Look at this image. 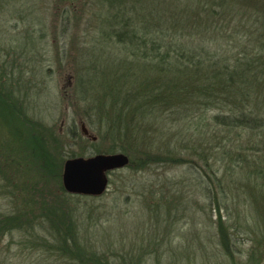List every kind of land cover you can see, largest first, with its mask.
Returning <instances> with one entry per match:
<instances>
[{"label":"trees","instance_id":"obj_1","mask_svg":"<svg viewBox=\"0 0 264 264\" xmlns=\"http://www.w3.org/2000/svg\"><path fill=\"white\" fill-rule=\"evenodd\" d=\"M102 2L113 10L111 21L103 19L99 39L78 48L75 61L74 102L77 113L82 109L83 124L108 141L104 154L129 158L120 173L156 165L201 169L212 194L207 216L216 213L223 256L234 262L242 253L233 236L243 231L252 243L244 264H260L264 0H119L116 6ZM2 77L0 199L9 205L0 211V243L17 233L20 251H41L46 261L59 264H150L147 257L152 255L160 264L163 256L172 258L164 249L165 239L171 242L165 232L170 229L162 222L146 254L133 249L111 256L86 246L74 209L58 202V192L61 197L81 196L67 194L60 183L64 159L56 162L53 157L56 139L47 128L37 130ZM228 178L253 207L257 228L246 227L248 217L239 211L230 217L225 201L218 198ZM187 255L189 264H197L196 253Z\"/></svg>","mask_w":264,"mask_h":264},{"label":"rangeland","instance_id":"obj_2","mask_svg":"<svg viewBox=\"0 0 264 264\" xmlns=\"http://www.w3.org/2000/svg\"><path fill=\"white\" fill-rule=\"evenodd\" d=\"M102 1L0 0V77L4 76L2 80L11 84L9 95L31 116L38 125L37 130H50L58 144L53 157L56 162L64 159L63 164L70 158L104 154L109 145L88 129L96 140L82 135L83 118L79 116L82 109L77 113L74 102L78 48L88 47L99 39L100 23L103 19L111 21L113 14ZM118 3L119 0L107 2L112 6ZM36 145L40 150L39 144ZM218 168L221 175L222 162ZM118 171L108 175L113 183L108 182L107 191L100 197H61L58 192L62 200L58 202L74 209L88 248L111 256L133 249L146 254L156 226L162 222L169 226L170 230L165 232L171 238V242L165 239L164 249L174 256H163L160 264H189L187 254L191 251L196 253L197 264L203 259L213 264L245 263L252 243L243 231L233 236L242 252L235 261L222 254L216 213L212 211L211 219L207 216L212 207L209 204L212 194L207 190L208 182L201 169L184 164L156 165L137 173ZM223 185L227 197L222 193L218 198L225 201L230 217H235L239 211L242 217H248L244 221L246 227L257 228L254 224L258 219L253 207L244 201L242 191L229 178ZM8 205L6 200L0 199L1 212L6 211ZM221 214L227 220L224 210ZM227 221L231 224L232 218ZM257 229L264 232V225L261 223ZM20 241L17 233L12 239L6 236L2 240L0 264H59L46 261L41 251L32 254L28 250L20 251ZM147 259L150 264L156 263L154 255ZM260 264H264V254Z\"/></svg>","mask_w":264,"mask_h":264},{"label":"water","instance_id":"obj_3","mask_svg":"<svg viewBox=\"0 0 264 264\" xmlns=\"http://www.w3.org/2000/svg\"><path fill=\"white\" fill-rule=\"evenodd\" d=\"M82 135L95 141L86 126L81 124ZM129 158L123 153L95 154L65 160L61 182L64 191L70 195L100 197L108 188V173L124 169Z\"/></svg>","mask_w":264,"mask_h":264}]
</instances>
